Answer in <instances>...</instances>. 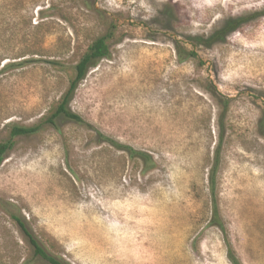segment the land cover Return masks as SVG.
Wrapping results in <instances>:
<instances>
[{
	"label": "rangeland",
	"instance_id": "obj_1",
	"mask_svg": "<svg viewBox=\"0 0 264 264\" xmlns=\"http://www.w3.org/2000/svg\"><path fill=\"white\" fill-rule=\"evenodd\" d=\"M250 19L203 64L181 61L226 19ZM70 108L90 125L47 122L98 37ZM229 99L224 111L210 89ZM264 0H0V264H49L12 214L69 264H264ZM153 155L140 160L99 140ZM219 150L212 193L211 169ZM217 202L223 228L213 224Z\"/></svg>",
	"mask_w": 264,
	"mask_h": 264
},
{
	"label": "trees",
	"instance_id": "obj_2",
	"mask_svg": "<svg viewBox=\"0 0 264 264\" xmlns=\"http://www.w3.org/2000/svg\"><path fill=\"white\" fill-rule=\"evenodd\" d=\"M250 18L249 17H244V16H238V17H231L225 20L223 25L215 30L213 33L206 37L202 36H196L191 39L190 44H192V48L187 47L186 45L182 44L180 41L176 42V49L178 53V57L181 61L193 58L196 60H199L201 64H203V61L201 59V56L196 49L197 45H202L204 47H209L214 45L218 40L224 39L228 33L238 29L241 25H243L245 22H247ZM109 34L103 35L98 37L94 42L89 46L88 50L82 55L80 60L75 66V76L71 80L68 89L62 96L60 102L58 105L55 107L51 115L48 117L47 122L50 123L53 126L57 125V119L60 117H65L68 119H72L78 123L82 124H87L90 126L84 118L74 112L70 108V103L73 100V97L76 93V90L80 83L86 78L88 71L90 68L94 67L98 61H100L103 58L109 57L111 55V49L109 45ZM210 86H213L210 91L213 93V95L218 98L219 103L221 104L222 108L224 111H226L229 108V99L222 95L216 86L212 85L210 83ZM41 125H36V126H21V125H14L11 128L10 131V137L5 140L0 142V165L4 161L7 153L14 147L15 145V138L20 135H30L38 132L40 130ZM263 129V134H264V113L261 116L260 120V126ZM91 128L96 137L101 140V141H107L111 145L117 147L118 149L124 150L128 153V155L131 158L140 160L143 165H144V170L148 171L151 170L155 165L156 161L153 155L149 152L143 151V150H138L132 146L129 145H124L121 143H118V141L112 139L105 133H103L100 130L94 129V127H89ZM219 150H217L216 156H215V163L213 168L211 169V180H212V193H215V177L217 174L218 170V165H219ZM214 200V205H213V217H212V222L213 224H216L220 227L223 228V225L220 222V217H219V207L217 202ZM13 219L17 222L19 227L21 228L22 232L24 235L27 237L29 243L33 247L34 250V255L35 257H39L42 260L46 261L49 264H69L66 261H64L61 258L56 257L52 253H50L45 246L39 241V239L28 229L26 222L19 217L16 214H12ZM228 256L233 264H240V261L236 255L235 250L233 247L230 245L228 247ZM25 264V263H24Z\"/></svg>",
	"mask_w": 264,
	"mask_h": 264
}]
</instances>
